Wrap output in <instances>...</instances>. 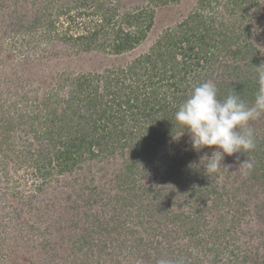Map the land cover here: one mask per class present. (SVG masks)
Returning <instances> with one entry per match:
<instances>
[{
	"label": "trees",
	"instance_id": "16d2710c",
	"mask_svg": "<svg viewBox=\"0 0 264 264\" xmlns=\"http://www.w3.org/2000/svg\"><path fill=\"white\" fill-rule=\"evenodd\" d=\"M7 1L14 6L24 0H0V20L8 19ZM32 1L35 10L22 12L20 9L11 17L9 30L4 31L5 23H0L3 62L23 56L35 65L43 60L41 54L60 45L73 47L77 52L123 56L149 38L156 25L158 8L179 4L182 0H140L135 7L127 6L125 0ZM252 1H232L234 11L244 9V17L253 19L256 13L248 15ZM212 10L210 0H198L186 18L174 28L163 30L146 53L126 66L77 77L53 72L43 85L29 90L27 84L19 87L21 82L12 74L18 87L10 91V98L0 103V110L6 107L8 111L5 118H0V122L8 123L2 127L5 132L0 146L13 147L5 159H12V155L14 159L22 158L16 143L25 142L24 159L16 162L21 167L28 165L36 191L52 186L65 174L85 172L82 167L89 160L105 161L118 153L123 161L114 181L122 193L132 194L129 185L136 181V171L142 164L151 163L153 170L163 172L165 192L160 189L161 193L156 195L154 190H147L154 195L139 207V202L132 201L136 194L116 197L125 203L121 209L116 208L113 227L106 234L118 236L115 251L127 250L132 258L139 252L148 261L146 264H156L160 258L171 259L175 264H264V245L253 248L249 243L244 249L233 248L234 241L240 238L230 234L240 227L241 217L235 215L228 220L220 216L217 233L202 229L207 225L203 222V211L208 208L202 203L213 200L214 209L219 210L225 203L241 205V202L230 191L226 199L225 194L218 192L214 176L208 177L192 164L191 159L198 152L184 146L175 153L158 154L169 139L188 133L174 117L194 87L213 82L221 100L235 92L248 104L254 101L258 90L255 67L264 64V57L252 54L254 47L249 41L247 26L242 22H219L216 12L209 15ZM238 23L241 28H237ZM9 111L18 114L14 118ZM18 129L25 131L23 138L16 135ZM255 139V149L246 154L255 156L264 175V140L256 134ZM5 159L1 163L5 164ZM87 180L88 175L84 173L82 189ZM184 189L193 198L190 211L177 203L181 202L177 194ZM36 194L32 197L36 198ZM198 202L201 206L195 205ZM128 203L134 207L131 212L127 209ZM123 211L128 213L127 217H122ZM240 214L246 215V210ZM156 216L162 230L159 241L152 238L158 230L151 223ZM129 220L134 226L125 229ZM168 223L176 224L178 229L168 228ZM135 227L144 228L149 238ZM125 230L129 231L126 235L134 238L129 243L121 239ZM86 239L82 236L73 242L72 250L85 248Z\"/></svg>",
	"mask_w": 264,
	"mask_h": 264
},
{
	"label": "rangeland",
	"instance_id": "374dc122",
	"mask_svg": "<svg viewBox=\"0 0 264 264\" xmlns=\"http://www.w3.org/2000/svg\"><path fill=\"white\" fill-rule=\"evenodd\" d=\"M232 1L234 0H210L213 12L209 15L216 12L214 14H218V21L227 24L242 22L250 30L248 37L254 47L252 54L255 57H264V0H253L251 2L255 4L253 8L250 3L248 15L256 13L253 19L244 17V9L234 11ZM10 2H8V9H6L8 19L6 21L0 20V23H5L4 31L11 28V26H8L12 22L11 17H15L20 9L22 12L23 10L28 11L30 8L35 10V7L32 6V0L20 1L14 6ZM141 2L140 0H125L129 7L138 6ZM197 3L198 0H182L179 4L158 8L156 10V25L149 38L136 50L123 56H108L96 51L77 52L73 47L60 45L55 50L41 54L43 60H38L35 65L29 64L23 56L15 59V61L8 62H3L0 59V92H2L0 103L10 98V91L18 87L15 84L16 77L12 74H15L21 82L19 87L27 84V90H29L41 86V84L43 85L45 81L49 80V76L53 75V72L56 74H59V72L71 74L73 77H77L79 74L103 73L120 65L126 66L128 62L140 54L146 53L163 30L174 28L186 18L197 6ZM238 16L239 20L236 21ZM242 18L243 20H241ZM237 28H241L240 23L237 24ZM41 94V98H44V92H41ZM5 113H8L6 107L0 110V118H5ZM9 113L14 118L18 114L10 111ZM0 124L2 128L7 127L8 123L0 122ZM250 126L254 129L255 134L264 140V115L251 121ZM4 132L3 128L0 129V139ZM16 132V135H22V138L25 135V131L21 129L16 130ZM24 140L27 141V139ZM16 144H19L16 145L17 150L22 154V158L20 156L19 159H14V155H12V159L11 157L5 159L13 147L0 146V264L148 263L143 254H138L139 252L132 258L127 250L115 251L114 247L118 243V236H107L106 234L113 227L116 208L121 209L125 203L124 200H117L116 197L136 194L137 197L132 201L139 202V207L147 197L152 198L151 196L154 195L150 192L147 193V190H154V193H157L156 195L161 193V190L165 192L164 189L167 188V184L164 182L163 172L153 170L151 163L142 164L136 171L134 177L136 181H131L132 184L129 185L133 190L131 191L132 194L129 191L122 193L119 185L114 181L115 173H117L123 161L122 156L118 153L105 161L89 160L82 167L85 172L65 174L58 177L52 183V186H45L36 191V186L32 184V177L27 171L29 170L28 165L21 167L22 164L16 162L21 163L24 159L27 146L23 141ZM184 146L192 148L190 135L186 132L169 139L158 154L165 156L169 153H175ZM215 150L216 148L213 146L211 149L199 151L191 159L192 164L198 166V169L205 174L201 157L205 154L211 156ZM257 154L258 156L261 155V153ZM4 159L5 164L1 163ZM246 159L254 165L251 170L239 168L240 164ZM89 164H91L90 169H88ZM222 164L221 168L212 174L214 184L216 183L218 192L226 195V199H229L228 194H226L228 191L236 193V198L241 202V205L236 202H232L231 205L225 203L217 210L213 207V200L202 203L208 207L203 211V222L207 225L202 229L208 230L209 233L215 230L217 233L216 226L221 221L220 216L224 215L229 220L237 215V217H241V225L240 227L237 226L236 231H233L230 235H236L240 239L234 241L235 246L233 248L244 249L250 246L249 243L253 248L264 245V175L260 170L263 167L253 154L243 152L234 153L231 156L225 154ZM84 173L88 175V180L85 181L87 185L82 189ZM212 178L210 181H212ZM36 184L38 185L37 182ZM35 192H37L36 198L32 197ZM185 194H187L186 189L177 194V196H180L178 201H181L177 203L182 204L186 211H190V204H194L193 198ZM128 205L127 209L131 212L134 207L132 208L130 203ZM195 205L201 206L200 202L195 203ZM238 209L242 210L240 212L246 210V215L238 213ZM123 213L122 217L128 216L125 211ZM217 221L219 222L217 223ZM151 223L153 227H158V230H156L157 235L152 238L159 241L162 232L159 217H154ZM133 226L129 220L125 229ZM176 227V224L171 225L168 223V228L177 230L178 227ZM135 228L145 238H149L144 232V228L142 230L140 227ZM126 233H129V231L126 232L125 230V234L121 236V239H127L129 243L134 238L131 235H126ZM82 236L87 238L85 248L79 249V251L72 250L71 244L77 242ZM131 249H134V245ZM151 254H153V251H151ZM83 258H85L84 261Z\"/></svg>",
	"mask_w": 264,
	"mask_h": 264
},
{
	"label": "clouds",
	"instance_id": "9594fccd",
	"mask_svg": "<svg viewBox=\"0 0 264 264\" xmlns=\"http://www.w3.org/2000/svg\"><path fill=\"white\" fill-rule=\"evenodd\" d=\"M258 90L254 101L246 103L235 92L225 99L218 98V89L213 82H204L192 90L175 113V122L190 135L192 149L196 152L204 148L216 150L211 156L201 157L203 169L209 177L216 173L224 155L247 153L255 149V131L250 122L264 115V64L255 67ZM239 159V158H237ZM253 163L246 159L239 168L251 170ZM245 174H247L245 172ZM156 264H175L168 258H160Z\"/></svg>",
	"mask_w": 264,
	"mask_h": 264
}]
</instances>
